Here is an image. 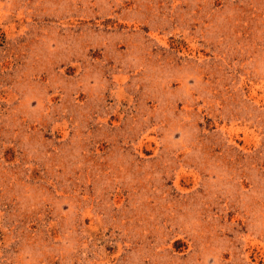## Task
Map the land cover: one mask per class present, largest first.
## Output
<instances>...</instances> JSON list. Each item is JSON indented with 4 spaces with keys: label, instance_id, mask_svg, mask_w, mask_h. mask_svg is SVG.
I'll return each instance as SVG.
<instances>
[{
    "label": "rangeland",
    "instance_id": "obj_1",
    "mask_svg": "<svg viewBox=\"0 0 264 264\" xmlns=\"http://www.w3.org/2000/svg\"><path fill=\"white\" fill-rule=\"evenodd\" d=\"M0 264H264V0H0Z\"/></svg>",
    "mask_w": 264,
    "mask_h": 264
}]
</instances>
